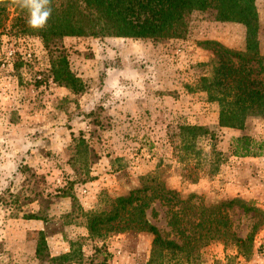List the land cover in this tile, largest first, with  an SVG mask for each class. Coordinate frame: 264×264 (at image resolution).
I'll return each instance as SVG.
<instances>
[{
	"label": "rangeland",
	"instance_id": "374dc122",
	"mask_svg": "<svg viewBox=\"0 0 264 264\" xmlns=\"http://www.w3.org/2000/svg\"><path fill=\"white\" fill-rule=\"evenodd\" d=\"M258 10L264 57V0ZM14 12L9 8L0 21V264H148L150 233L84 236L90 215L109 210L147 177L183 199L195 194L198 212L235 198L257 207L260 213L225 211L239 237L258 224L250 255L223 238L204 247L195 264H264V156L236 157L229 146L243 135L264 140V119L221 127L219 103L198 88L214 73L218 45L245 52V26L195 11L176 39L72 37L45 47L39 36L13 27ZM58 56H67L83 93L53 82ZM182 125L204 126L211 135L185 149ZM166 211L155 201L147 218L176 239ZM41 231L47 249L35 258ZM56 236L76 251V263L69 252L51 258Z\"/></svg>",
	"mask_w": 264,
	"mask_h": 264
},
{
	"label": "trees",
	"instance_id": "16d2710c",
	"mask_svg": "<svg viewBox=\"0 0 264 264\" xmlns=\"http://www.w3.org/2000/svg\"><path fill=\"white\" fill-rule=\"evenodd\" d=\"M259 0H51L53 13L44 31H33L26 26L27 15L11 3H0V21L4 13L15 8L13 27L22 35H37L45 47L65 37H116L134 39H176L187 29L189 16L195 12H212L217 22L238 23L246 28V50L235 51L224 46L214 50V73L199 80V89L207 92L210 101L220 105L221 127L243 128L249 116L264 119V57L258 39L260 31ZM53 82L68 87L75 94L85 91L83 80L71 69L67 56H58L51 64ZM185 149L193 146L196 138L211 135L199 125L181 126ZM230 151L236 157L264 156V140L243 135L232 137ZM72 197V196H71ZM195 194L187 199L166 188L157 177H147L142 186L127 195L119 196L111 208L87 219L90 238H104L110 233L147 232L153 237L148 264L161 260L180 264H195L201 250L210 243L229 239L243 256L252 252L258 224L246 237L231 230L227 209L238 207L245 213L261 211L238 198L204 206L195 210ZM155 201L167 207L168 224L176 239L165 237L159 227L149 221L147 211ZM28 219L45 221L38 215ZM36 255L47 249L44 231L40 232ZM70 254V255H69ZM70 261L76 263V251H70Z\"/></svg>",
	"mask_w": 264,
	"mask_h": 264
},
{
	"label": "clouds",
	"instance_id": "9594fccd",
	"mask_svg": "<svg viewBox=\"0 0 264 264\" xmlns=\"http://www.w3.org/2000/svg\"><path fill=\"white\" fill-rule=\"evenodd\" d=\"M3 3V0H0ZM11 3L27 15L26 26L33 31L47 29L52 16L51 0H11Z\"/></svg>",
	"mask_w": 264,
	"mask_h": 264
},
{
	"label": "crops",
	"instance_id": "0c3cea01",
	"mask_svg": "<svg viewBox=\"0 0 264 264\" xmlns=\"http://www.w3.org/2000/svg\"><path fill=\"white\" fill-rule=\"evenodd\" d=\"M65 38H69V39H73V38H77V37H65ZM78 38H82V37H78ZM32 148H34V146H32ZM34 153V155H30V158H28V161L27 162H29L30 163V165L32 166V165H34V163L33 162H35L36 161V154H35V151L32 149V151H31V154H33ZM11 161L12 160H8V161H6V164H5V166H9L10 164H11ZM87 210V209H86ZM29 220H31V221H38V219H29ZM30 224H35V223H30ZM84 236H88V231H87V229L85 228V233H84ZM50 242H51V244H50ZM49 242V247H50V251H52V253H51V258H53V257H56V256H60V254H62V253H68V252H70V246H69V244H64V247H63V245H62V243L60 242V240H59V238H58V236H56L54 239H52V241H50ZM37 249V248H36ZM236 254H237V252H236ZM35 258L36 257H40V256H37L36 255V250H35V256H34ZM242 259H243V257L242 256H240Z\"/></svg>",
	"mask_w": 264,
	"mask_h": 264
},
{
	"label": "built area",
	"instance_id": "2783aa9c",
	"mask_svg": "<svg viewBox=\"0 0 264 264\" xmlns=\"http://www.w3.org/2000/svg\"><path fill=\"white\" fill-rule=\"evenodd\" d=\"M28 56L31 57L30 54H29ZM262 254H263V256H264V245H263V247H262Z\"/></svg>",
	"mask_w": 264,
	"mask_h": 264
}]
</instances>
